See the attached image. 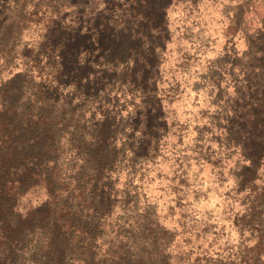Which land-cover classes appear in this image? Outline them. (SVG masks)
I'll use <instances>...</instances> for the list:
<instances>
[{"label": "rangeland", "instance_id": "obj_1", "mask_svg": "<svg viewBox=\"0 0 264 264\" xmlns=\"http://www.w3.org/2000/svg\"><path fill=\"white\" fill-rule=\"evenodd\" d=\"M46 114L52 264H264V0H0V127Z\"/></svg>", "mask_w": 264, "mask_h": 264}, {"label": "trees", "instance_id": "obj_2", "mask_svg": "<svg viewBox=\"0 0 264 264\" xmlns=\"http://www.w3.org/2000/svg\"><path fill=\"white\" fill-rule=\"evenodd\" d=\"M45 105L47 103H42L40 107ZM35 128H40L43 134L40 135L38 131H35L34 134L27 137L24 135L28 131H34ZM53 128L54 122L48 118L47 114L46 116L41 115L37 121L27 120L24 123L22 120H12L5 123L4 127H0V245L9 249V253L0 260L7 264H26L28 262L30 264H52L49 260L52 254L54 238L52 237L50 240L46 238L48 242H42L40 245L43 248L37 249L32 239L24 237V229L20 220H17L20 216L15 213L14 208L19 196L24 192L22 190L24 187L19 181L20 160L22 158L26 163L27 188L40 186L46 190L50 199L56 197V184L53 183L54 177L45 173L50 171L47 168L48 164L55 163L59 159H55V154L57 153L56 143L59 144L62 137L53 133ZM44 129L48 130L45 131ZM39 142V150L34 152L35 157L22 155L21 151L26 145L32 149ZM51 173H54V171ZM99 206L101 204H98ZM56 221L54 220V225ZM64 250H56L55 254L62 253ZM58 262L54 261L53 264H61Z\"/></svg>", "mask_w": 264, "mask_h": 264}]
</instances>
